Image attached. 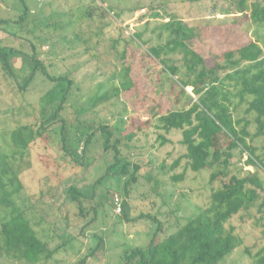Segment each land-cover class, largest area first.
<instances>
[{"label": "rangeland", "instance_id": "1", "mask_svg": "<svg viewBox=\"0 0 264 264\" xmlns=\"http://www.w3.org/2000/svg\"><path fill=\"white\" fill-rule=\"evenodd\" d=\"M24 1L28 11L24 21L18 23L15 19L21 14V2L0 0V39L3 44L27 51L29 47L20 43L24 42L20 38H30L39 59L50 72H73L71 77L76 88H71L72 98L59 116L82 113L86 119L95 118L109 126L118 124L125 130L142 124L150 112L157 109L155 105L165 112L172 106L180 107L186 103L182 97L176 104V95L169 91L165 75L159 71L160 64L156 60H148L142 53L169 37V32L162 27L163 22L174 17L190 29L192 36L197 34L191 40V46L203 56L231 48L240 39L238 32H232L237 27L231 22L238 15L235 4L238 0ZM252 1L255 0H244V3L247 5ZM107 6L118 13V17L110 11L105 13ZM31 22L36 23L35 27ZM53 22L63 25L53 29ZM242 28L246 30L244 41L254 39L264 45V26L247 22ZM133 33H140L145 43L137 41ZM113 41H117L114 50L109 51ZM170 58V62L180 64L179 55ZM128 62H132V67L128 77H124L122 70ZM28 66V60L20 56L11 64L13 76L4 78L0 72V111L6 107L14 108L5 118L0 114V147L3 153H9L13 146L10 134L18 126L15 125L17 121L20 120L22 125L34 123L32 115H38L35 104H30L48 87L37 76L25 91L17 92L15 85L28 75ZM183 73V68H180V75ZM128 78L134 88L123 93L122 88L129 82ZM190 90V87L186 88L188 93ZM115 91L121 94L116 97ZM141 96L150 101L141 102ZM152 120L151 123L155 124L156 121ZM162 133L151 124L137 132L128 147H120L123 154L129 155L131 163L139 166L136 180L129 184L127 193L122 189L125 177L105 175L112 153L103 151L102 136L98 135L88 148L86 163L89 165L76 168L72 173L55 171V159L61 155L56 142L49 149L43 147L42 141L30 142L22 160L16 156V164L22 169L19 174L22 187L12 199L19 208L33 203L40 193L50 194L54 190L53 198H47L31 209L33 213L43 215L44 222L40 228L45 230L49 226L48 221L58 216L54 229L49 232L53 236L49 240L52 244L66 242L64 248L45 264H75L87 254H91L89 264H118L125 249L146 246L158 221L162 226L160 236H163L173 228V223H183L188 216L206 207L209 171L193 172L189 169L183 156L185 148L180 144V131L172 130L165 134L168 141L164 144L157 138ZM52 138L55 140L54 134ZM249 142L257 148L256 153L262 151L264 137ZM44 154L49 158L40 159L39 156ZM229 162L231 172L240 176L255 170L247 163V155L237 149ZM46 163H49L48 167H44ZM181 174L182 178L178 179ZM59 176H63L62 181L55 191L54 182ZM70 185L84 195H93L89 200L81 198L84 207L97 203V217L92 225L85 227L86 219L76 222L72 218L76 210H73L67 192ZM114 194L125 200L126 217L113 212ZM63 202L65 211L60 214L56 206ZM9 210L0 208V217ZM140 214L150 216L140 217ZM262 224L264 213L262 208L258 209V202L232 216L225 227L241 239V245L217 264H254L255 254L264 247ZM59 235L61 239L57 237ZM0 264L23 263L0 258Z\"/></svg>", "mask_w": 264, "mask_h": 264}, {"label": "trees", "instance_id": "2", "mask_svg": "<svg viewBox=\"0 0 264 264\" xmlns=\"http://www.w3.org/2000/svg\"><path fill=\"white\" fill-rule=\"evenodd\" d=\"M19 1L22 9L15 22L22 23L28 7L24 0ZM235 4L238 15L231 22L237 27L232 32H238V44L208 56H203L192 48L191 40L197 34L192 36L190 29L180 20L172 17L162 23V27L169 32V37L160 44L149 46L142 53L148 60H156L160 64L159 71L165 75L169 91L176 95V104L182 97L186 99V103L180 107L174 104L175 107L172 106L165 112L155 105L157 109L150 112L135 129L129 126L125 130L118 124L109 126L95 118L86 119L82 113L59 116L72 98L71 88H76L71 77L73 72H50L48 66L39 59L36 46L30 38H20L24 41L20 43L29 47L27 51L15 45L3 44L0 39V72L4 78L13 76L11 64L17 57L21 56V59L29 62L28 75L20 84L15 85L19 94L37 76L48 84L36 101L30 104H35L38 115H32L34 123L22 125L20 120L17 121L15 125L18 126L10 134L13 146L9 153H3L0 147V208L10 209L0 217V258L23 264H45L66 244L64 241L59 244L50 242L53 236L49 232L54 229L58 216L48 221L49 226L45 230L40 228L44 222L43 215L31 210L35 209L34 205L53 198L54 190L50 194L40 193L33 203L20 208L12 199L22 187L19 179L22 169L16 164V156L22 160L30 142L42 141L45 149L51 148L56 142L61 155L55 159V171L72 173L76 168L89 165L86 163L88 148L98 135L102 136L103 151L109 150L112 153V161L105 175L125 177L122 189L127 193L129 184L136 180L139 166L131 163L129 155L123 154L120 147H128L137 132L151 124L163 132L157 136L161 144L168 141L165 134L172 130L180 131V144L185 148L183 156L189 169L193 172L209 171L208 202L205 208L188 216L183 223H173V228L163 236H160L162 226L158 221L146 246L125 249L118 264H217L241 245V239L225 227L226 222L257 202L258 209L262 208L264 213V143L258 154L257 148L249 142L264 137V45L254 39L244 41L246 30L242 28L247 22L264 26V0H255L247 5L244 0H238ZM109 11L118 17L119 14L107 6L105 13ZM88 14H85L86 17ZM31 23L35 27L36 23ZM62 25L53 22L51 26L57 29ZM132 36L140 43H145L140 33H133ZM116 42L113 41L109 51L114 50ZM173 55H179L180 64L170 62ZM131 67L132 62L123 67L124 77H128ZM180 68L184 70L183 75H180ZM130 81L129 79L123 85V93L134 88ZM187 87L191 88L190 93L186 91ZM119 93L121 94L120 91H115L114 96L118 97ZM133 93L136 91L133 90ZM142 101L147 103L150 100L141 96ZM13 110V107H6L0 114L5 118ZM152 119L156 121L155 124L151 123ZM53 134L55 140L52 138ZM236 149L247 155V163L255 167L253 172L242 176L231 172L229 159ZM39 158L46 160L49 157L44 154ZM48 165L46 163L44 167ZM62 177H57L54 182L55 191L58 190ZM181 178L182 174L178 179ZM67 192L73 210H76L72 218L76 222L86 219L85 227L92 225L97 217V203L84 207L81 198L89 200L93 195L82 194L74 185H70ZM124 201L122 199L119 215L126 217ZM64 206V202L56 206L60 214L65 211ZM142 216L150 214H140ZM68 225L69 223L64 227ZM262 228L264 237V224ZM61 235L57 237L61 239ZM90 255H84L75 264H89ZM254 264H264V247L255 254Z\"/></svg>", "mask_w": 264, "mask_h": 264}, {"label": "built area", "instance_id": "3", "mask_svg": "<svg viewBox=\"0 0 264 264\" xmlns=\"http://www.w3.org/2000/svg\"><path fill=\"white\" fill-rule=\"evenodd\" d=\"M122 209V198L118 194L112 196V210L115 214H120Z\"/></svg>", "mask_w": 264, "mask_h": 264}]
</instances>
